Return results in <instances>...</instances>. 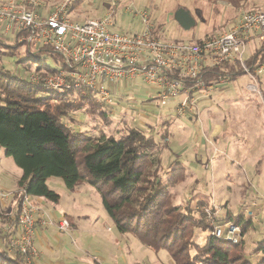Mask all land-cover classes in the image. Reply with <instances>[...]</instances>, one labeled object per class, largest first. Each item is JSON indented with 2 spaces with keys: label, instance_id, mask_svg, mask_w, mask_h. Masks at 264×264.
I'll return each mask as SVG.
<instances>
[{
  "label": "rangeland",
  "instance_id": "1",
  "mask_svg": "<svg viewBox=\"0 0 264 264\" xmlns=\"http://www.w3.org/2000/svg\"><path fill=\"white\" fill-rule=\"evenodd\" d=\"M38 1L41 4L40 11L46 14L54 4L62 0ZM72 8L68 18L82 23L106 17L111 5L107 0H86L79 8ZM180 8L187 9L195 19L196 25L188 31L182 29L175 19V13ZM263 9L264 0H119L114 15V28L127 34L141 32V14L146 11L156 30L159 25H163L160 31L162 38L195 43L209 35L215 36L230 30L244 12ZM15 40L11 36L7 41L13 44ZM256 51V46L249 48L245 60ZM26 57L25 47L18 54L7 50L3 52L1 62L7 70H16L17 75L26 79L27 73L39 66L35 58L30 60V67L18 65ZM46 64L53 69L58 68L51 60H47ZM258 71L261 72L257 74V82L245 75L234 80L223 79L208 89L192 90L190 100L195 106L183 114L178 112L184 99L183 93L168 106H162L157 90L145 84L139 76L132 82L116 86L113 106L104 107L109 112L111 123H106L99 116L77 113L74 116L76 122L71 126L89 135L103 131L107 135L120 137V131L129 126L156 135L161 131L159 125L166 120L170 121L171 136L166 141L170 148H162L154 152V156L161 160L162 165L181 156L183 164L192 170L186 182L171 190L175 193L177 204L188 200L189 189H195L198 201L206 202L202 210L213 228L209 235L200 231L194 242L199 246L205 245L209 237H212L211 232L215 226H221L225 219L231 220L233 225H239L231 218L221 217V206L227 205L234 209L235 214L230 212L232 216L241 215L244 223L255 226V230L243 233V242L252 253L256 244L264 238V163L261 169L257 165L258 159L264 155V65ZM252 85L257 86L259 91L251 90ZM41 94L43 97L55 95L51 91H43ZM1 164L5 165L4 173L9 174V179H5L4 191H0V201H5L3 204L0 202V218L4 214L9 216L11 212L10 207L5 205L17 189L13 176L22 173L13 159L6 155L5 149L0 150ZM47 184L60 196V201L44 200V205L37 200L34 202L49 214L69 218L75 228L83 232L79 240L87 244L90 254H81L79 259L87 256V260L78 264H93L94 260L103 264H175L167 251L155 253L132 234H120L104 209L99 194L89 182L78 187L75 192L69 190L59 178H50ZM256 208L261 209L258 222L254 224L246 221L243 218L245 211ZM218 216L220 221L216 218ZM0 226H3L1 222ZM74 226L71 225V229L63 234L72 232ZM39 257L38 252L37 259Z\"/></svg>",
  "mask_w": 264,
  "mask_h": 264
},
{
  "label": "trees",
  "instance_id": "2",
  "mask_svg": "<svg viewBox=\"0 0 264 264\" xmlns=\"http://www.w3.org/2000/svg\"><path fill=\"white\" fill-rule=\"evenodd\" d=\"M85 1L76 0L72 10ZM162 29L163 25H159L156 32L160 33ZM23 34H18L13 44L0 39V150L5 149L6 155L22 171L15 196L17 215L24 192L33 199L60 201V196L48 187L50 178H59L72 192L89 182L120 234H132L155 253L167 251L175 264H264V238L252 253L244 242L234 245L213 237H209L203 246L194 242L200 231L209 235L213 228L202 210L206 202L198 201L195 189H189L188 200L177 204L171 190L186 182L192 170L183 164L181 156L166 165L154 156V152L170 148L166 143L171 136L170 121L162 122L159 125L161 131L156 135L136 126L120 131V137L103 131L97 135L77 131L71 126L76 122L74 116L77 113L99 116L111 123L109 112L92 95L83 97L73 91L58 94L30 84L17 75L16 70H7L1 62L3 52L10 50L18 54L23 47L27 57L18 65L28 67L30 60L35 58L39 63L34 68L37 73L54 74L57 71L46 64L47 60L57 65L62 63L50 46L35 50L19 42ZM257 50L247 60V66L259 79L256 71L264 65V50ZM245 75L238 64L207 67L203 71L207 87L226 78L234 80ZM43 91L55 95L43 97ZM263 163L264 155L257 161L259 169ZM235 216L225 213L226 218L243 225L244 234L255 230L252 223L243 222L241 215ZM216 218L221 220L219 216ZM14 230L5 236L9 241L16 233V220ZM0 264L28 263L23 253H12L7 246L0 248ZM93 264L103 263L94 260Z\"/></svg>",
  "mask_w": 264,
  "mask_h": 264
},
{
  "label": "built area",
  "instance_id": "3",
  "mask_svg": "<svg viewBox=\"0 0 264 264\" xmlns=\"http://www.w3.org/2000/svg\"><path fill=\"white\" fill-rule=\"evenodd\" d=\"M75 1L62 0L45 14L40 11L38 0H0V39L8 40L11 36L17 39L18 34L24 33L19 42L35 50L50 46L62 61L54 74L35 70L27 73L30 84L58 94L73 91L83 97L92 95L111 107L116 86L140 76L145 84L157 90L162 106H168L183 93L178 109L183 114L195 106L190 92L209 88L203 79L207 67L238 64L257 82L245 56L253 46L264 50V9L244 12L224 33L196 43H181L162 38L146 11L141 14V32L116 31L114 15L119 0H107L111 10L106 17L73 22L68 16ZM189 83L191 87L187 86ZM250 89L259 91L255 85ZM34 200L24 192L15 219L17 230L8 245L10 252L23 253L28 264H35L38 257L37 230L54 228L63 234L71 229L69 219L49 214ZM260 212V208L248 209L243 218L255 224ZM242 230V226L225 219L221 226H215L211 236L238 245L245 240Z\"/></svg>",
  "mask_w": 264,
  "mask_h": 264
},
{
  "label": "crops",
  "instance_id": "4",
  "mask_svg": "<svg viewBox=\"0 0 264 264\" xmlns=\"http://www.w3.org/2000/svg\"><path fill=\"white\" fill-rule=\"evenodd\" d=\"M204 39V38H202ZM201 39V40H202ZM200 40V41H201ZM196 43V42H195ZM5 172V165H0V191H4V186H6L3 182L5 179H9V174ZM22 173H16L13 177L17 185V181L21 177ZM14 192L13 190H10ZM16 191L15 193L8 198L9 201L5 205L7 208L11 209L9 216L4 214L2 218H0V222L3 226H0V248H6L8 246L9 240L8 237H5L7 234H12L14 230V222L16 219ZM39 201L43 205L46 202L43 199H35V201ZM1 204L5 203V201H0ZM223 208V213H221V217L225 216V213L231 212L235 214L234 209L232 207L221 206ZM83 235L82 231H79L75 226L73 227V231L69 234H63L58 232L54 228L40 229V231L36 234V245L38 248V252L40 253V257L36 260V264H78L84 260L90 250L87 249V244L82 243L79 238ZM87 246V247H86ZM87 255L84 259L80 260L79 256L81 254Z\"/></svg>",
  "mask_w": 264,
  "mask_h": 264
},
{
  "label": "water",
  "instance_id": "5",
  "mask_svg": "<svg viewBox=\"0 0 264 264\" xmlns=\"http://www.w3.org/2000/svg\"><path fill=\"white\" fill-rule=\"evenodd\" d=\"M175 19L182 29L188 31L196 25L195 19L185 8H180L178 12L175 13Z\"/></svg>",
  "mask_w": 264,
  "mask_h": 264
}]
</instances>
